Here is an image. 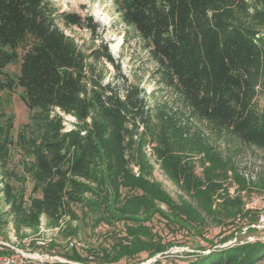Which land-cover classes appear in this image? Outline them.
I'll use <instances>...</instances> for the list:
<instances>
[{
  "label": "trees",
  "instance_id": "1",
  "mask_svg": "<svg viewBox=\"0 0 264 264\" xmlns=\"http://www.w3.org/2000/svg\"><path fill=\"white\" fill-rule=\"evenodd\" d=\"M116 6L122 22L142 39L157 83L177 94L192 117L264 149L258 103L264 95V0H116ZM61 25L96 31L51 0H0V234L9 224L18 236L37 232L42 218L54 227L67 217L76 221L74 207L80 206L96 215L98 225L124 223L128 243L120 240L104 254L105 262L117 263L168 250L170 243L145 225L156 216L172 230L198 234L208 217L245 216L241 205L232 209L236 199L225 198L213 210L220 186L209 176L200 180L183 162L176 139H187L173 118L162 115V123H155L139 85L105 84L99 64L114 65L107 46L87 52ZM19 63L17 73L9 71ZM17 89L30 115L15 132V114L7 112L1 96ZM63 115L75 118L72 128ZM148 146L198 206L183 197L174 201L152 180ZM206 156L209 170L217 163L226 167L214 152L206 150ZM69 260L85 261L76 251ZM262 261L264 243L255 241L196 255L186 264Z\"/></svg>",
  "mask_w": 264,
  "mask_h": 264
},
{
  "label": "rangeland",
  "instance_id": "2",
  "mask_svg": "<svg viewBox=\"0 0 264 264\" xmlns=\"http://www.w3.org/2000/svg\"><path fill=\"white\" fill-rule=\"evenodd\" d=\"M51 1L60 12L78 14L86 25L96 27L95 33H92L86 26L61 25L64 33L74 38L87 52L107 46L114 65L107 61L99 64L98 69L104 75L105 84L112 83L119 87L139 85L155 123L160 125L162 115H167L181 128L182 136L187 141L177 138L176 151L181 153L183 162L193 167L194 174L200 180L205 182L206 176H209L220 186L214 193L213 210L219 209L225 198L236 199L238 202L230 206L236 209L241 205L245 216L239 215L236 220H224L220 215L208 217L206 225L198 229L199 234L190 229L172 230L165 220L156 216L145 225L161 237L163 243H170L166 252L153 258L149 257V253H141L117 263H107L104 261L105 252L112 253L120 240L128 243L124 223H116L113 227L105 223L98 225L94 213L75 206L79 219L70 221L67 217L58 227L48 225L46 219L42 218L37 232L25 230L18 236L9 224L0 234V250L8 248L14 252L18 249L36 257L20 264H186L196 255H208L227 246L255 241L264 243V149L245 144L228 132H217L205 121L192 117L177 94L157 83L153 77L154 63L137 32L122 22L116 0ZM19 66L20 63L11 65L9 71L17 73ZM21 93L22 90L17 89L9 96H1L7 112L15 114V132L28 123L30 115L21 100ZM258 103L260 110L264 111V95H260ZM63 116L66 128H72L75 118ZM204 148L219 156L226 167L222 168L217 163L219 167L209 170L211 162ZM144 152L153 166L152 180L161 183L174 201L178 202L183 197L198 206L190 193L169 179L153 149L148 146ZM131 167L139 175V168ZM158 206L168 211L165 204L158 203ZM69 225L77 229V234L70 232ZM41 241L45 244H39ZM73 251L85 261L69 260ZM35 254H40V257L37 258ZM259 264H264V261Z\"/></svg>",
  "mask_w": 264,
  "mask_h": 264
},
{
  "label": "built area",
  "instance_id": "3",
  "mask_svg": "<svg viewBox=\"0 0 264 264\" xmlns=\"http://www.w3.org/2000/svg\"><path fill=\"white\" fill-rule=\"evenodd\" d=\"M39 244L44 245L45 243L41 241ZM35 255H37V258L40 257V254ZM32 259H36V257L31 254H27L24 251L15 249L11 255H0V264H20V262H24V260Z\"/></svg>",
  "mask_w": 264,
  "mask_h": 264
}]
</instances>
